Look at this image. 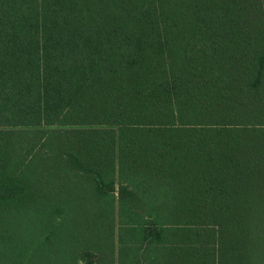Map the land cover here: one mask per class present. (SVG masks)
I'll use <instances>...</instances> for the list:
<instances>
[{
    "label": "trees",
    "instance_id": "trees-1",
    "mask_svg": "<svg viewBox=\"0 0 264 264\" xmlns=\"http://www.w3.org/2000/svg\"><path fill=\"white\" fill-rule=\"evenodd\" d=\"M0 264H264V0H0Z\"/></svg>",
    "mask_w": 264,
    "mask_h": 264
},
{
    "label": "rangeland",
    "instance_id": "rangeland-1",
    "mask_svg": "<svg viewBox=\"0 0 264 264\" xmlns=\"http://www.w3.org/2000/svg\"><path fill=\"white\" fill-rule=\"evenodd\" d=\"M115 215H116V227L117 228H120V224H119V217H118V205L116 206V212H115ZM129 223L130 221L125 217L124 218V223Z\"/></svg>",
    "mask_w": 264,
    "mask_h": 264
}]
</instances>
